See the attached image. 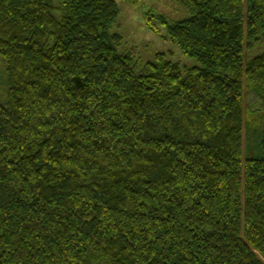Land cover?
Returning a JSON list of instances; mask_svg holds the SVG:
<instances>
[{
    "label": "trees",
    "instance_id": "obj_1",
    "mask_svg": "<svg viewBox=\"0 0 264 264\" xmlns=\"http://www.w3.org/2000/svg\"><path fill=\"white\" fill-rule=\"evenodd\" d=\"M190 16L143 64L117 0H0V264H264V0Z\"/></svg>",
    "mask_w": 264,
    "mask_h": 264
},
{
    "label": "rangeland",
    "instance_id": "obj_2",
    "mask_svg": "<svg viewBox=\"0 0 264 264\" xmlns=\"http://www.w3.org/2000/svg\"><path fill=\"white\" fill-rule=\"evenodd\" d=\"M120 16L112 33L123 36V53L134 52L143 64L155 62L158 53L178 63L182 69L200 66L171 39L163 21L175 23L190 16L189 10L174 0H117ZM4 66L0 63V101L6 98Z\"/></svg>",
    "mask_w": 264,
    "mask_h": 264
}]
</instances>
